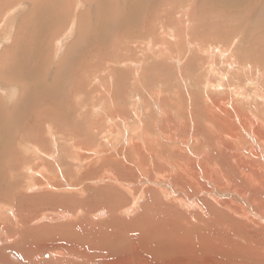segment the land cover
I'll return each instance as SVG.
<instances>
[{
  "label": "rangeland",
  "instance_id": "374dc122",
  "mask_svg": "<svg viewBox=\"0 0 264 264\" xmlns=\"http://www.w3.org/2000/svg\"><path fill=\"white\" fill-rule=\"evenodd\" d=\"M20 1H3L4 10L9 11V14L0 18V40L3 41L0 44V65L10 57H15L21 49L27 52L41 49V56L44 57L42 45L48 40L47 52L54 70L68 48L64 45L69 42L71 51L67 53L66 62L62 66L57 89L61 98L56 101H68L71 106L70 118L66 121L70 124V139L60 136L58 124L61 119L58 117L55 118L57 131L51 138L42 123L41 128L31 126L28 130L30 134L23 135L24 138L13 135L20 123L24 122L18 116L21 110H27L29 116H33L29 111L31 107L11 111L19 99L21 102L25 98L26 90L19 96L15 95L18 97L14 99L11 97L7 101L2 98L1 102L7 111L3 108L0 112V120L6 119V122L0 124V241L4 239L0 244L1 251H5L4 247L14 246L7 239L11 236L14 244L23 245H15L17 251L33 252L32 256L40 263L50 260L47 264H55V256L49 250H41L46 247L45 242L52 241L59 246L79 248L77 244L83 245L87 239V234L83 236L87 232L84 224L91 226L93 223H102L105 217L103 214L98 215V210L104 213L108 208L111 210L117 207L116 215H119L116 216V224L121 230L132 229L133 220L139 221L141 225L136 228L137 231H133L132 237V231L125 237L127 242L121 236L112 241L106 238L103 244L98 241L109 247L108 255L118 262L135 258L146 260V264H201L202 261L204 264H239V261L243 264L242 259H247L250 260L247 264H257L256 260L259 261L258 264H264V214L259 212H264V29L260 28L258 20L248 16L249 6L243 11L225 8V16L217 18L206 12L211 10V5L207 9L201 4L206 16L202 17L206 22L199 20L198 9L194 11V20L188 23L191 10L187 11L188 16L183 17L179 16V12L191 5L192 0H171L170 5L167 2L168 13H165L164 18L159 17L161 13H156L163 8L162 1L158 8L154 5L155 20L151 19L154 27L158 25L159 29L153 28L152 24L146 37L131 35L133 41L128 38L118 40L120 32L124 33V30L108 27L106 42L99 43L95 50L72 56L76 52L77 42L74 39L75 33L66 35V43L62 42L61 35L66 27H73L72 21L83 19V25L78 21L81 33L88 26L93 30L89 35H95L96 24L101 23L99 15L113 19L115 16L112 13L118 14L112 8L114 0H87L90 1V6L85 0H61V3L53 0L50 6L54 18L40 27L31 18L32 4H25L23 11L19 10L22 8L18 5ZM159 1L146 0V3ZM144 2L140 1L139 4ZM39 4L43 2L40 1ZM112 4L114 5L110 7ZM84 6L88 7L89 12L83 18L79 14L84 13ZM241 6L243 9L246 7L245 4ZM215 8L216 5L212 10ZM251 10L254 11L253 8ZM56 12L59 18H56ZM92 12L97 13L93 15ZM234 17H238L237 21ZM12 20L16 22L11 23ZM42 21L43 18L38 22ZM134 28L137 33L147 26ZM8 29L10 37L7 41L3 35ZM131 31L134 32L133 29ZM40 38L37 44V39ZM57 40L59 43H56ZM96 60L98 66H95ZM10 85L8 83L7 87ZM61 86L68 89H62ZM0 95L4 94L0 91ZM6 124L12 125L10 131L5 130ZM53 138L62 140L61 146L54 152V156L56 152L61 154V163L58 165L45 154L55 147L51 143ZM42 139L45 142L40 145L44 152L36 151L34 144L40 143ZM80 147L85 149L81 150ZM46 159L52 161L49 174L54 186L48 187L41 178L35 180V174L30 176L29 168L39 167L42 162L46 163ZM29 183L31 187L28 186ZM33 184L35 187L40 186V189L33 188ZM62 186L68 189H62ZM56 187L60 188L56 190ZM159 188L163 191L160 192ZM17 192H26V195L31 196L22 202L16 198ZM112 204L115 206L112 207ZM15 209L17 212L14 214ZM125 209H128L127 212ZM255 211L261 215H255ZM63 212H66L65 215ZM30 213L38 215L34 222L37 226L19 229L16 226L19 225L17 218ZM49 214H60L62 217L59 221L67 220L79 227L73 230L74 234H52L47 230L48 234L44 229L45 225L61 223L49 220ZM88 218H91V223H88ZM212 230L217 234L212 235ZM102 231L107 232L105 229ZM203 231L210 232L205 234ZM141 233L147 234L143 236ZM200 234L203 235L206 247L191 239L192 235L201 236ZM150 244L157 246L151 250ZM189 244L193 248L188 247ZM102 249L106 251L104 247ZM122 250L124 254H121ZM242 251L248 252V255ZM74 252L75 249L72 253ZM38 253L42 257H38ZM9 258L15 260L11 256ZM71 258L74 262H83L74 255ZM92 264H97V261Z\"/></svg>",
  "mask_w": 264,
  "mask_h": 264
},
{
  "label": "bare ground",
  "instance_id": "6f19581e",
  "mask_svg": "<svg viewBox=\"0 0 264 264\" xmlns=\"http://www.w3.org/2000/svg\"><path fill=\"white\" fill-rule=\"evenodd\" d=\"M4 0H0V18L3 19L5 16L7 17V14H9V11L7 10H4L5 8L3 7V2ZM42 1L43 4H39V2ZM47 1V2H46ZM56 3H58L60 1L61 3V0H55ZM62 1H65V0H62ZM96 1H99V0H96ZM108 1V0H107ZM142 2V1H145L144 3L142 4H139V2ZM162 1L164 2V4L161 5V7L163 8H160L159 11L157 10V14L158 13H161V15L159 17H166L165 13H168V10H167V7H166V3L168 2L169 5H170V1L171 0H160L158 3H152V4H149V3H146V0H139L138 2H132L129 0V3H127V0H114V4H112L110 7H113L112 8H115L116 11L115 12H118V16L115 14V13H112L110 11V9H107V11L109 13H112L115 18H111V19H107L105 18L104 16L102 15H99L101 17V19L99 21H101L100 24H96V33H94L95 35H89V32L92 30V27H88L87 26V29L84 31H82L81 33V30L79 29L80 27L78 26V24H80L79 22H81V20L79 19H76L74 22L72 21L73 23V27L69 26V27H66V29L64 30L63 34L61 35L62 37V42L66 43V35L69 36V34H72V33H75V37L74 39H76L75 42H77L75 44L76 46V52L72 55L74 56L76 53L79 55L81 54H85L86 52L85 51H92V50H95L98 48V44L99 43H102V42H106V34L108 33V27H112L114 30H124V33L120 32L119 36H118V40L122 39V38H128V40L132 39L130 38L131 35L135 36V37H143L147 34V30L149 28L152 27V24H153V20L151 19H154L155 20V17L154 16V5L158 8L159 4L162 3ZM192 4L188 5L186 7V9L183 11V12H179V16L180 17H183V16H188V13L187 11L188 10H191V13H190V17L191 19H187L189 22L188 23H191L192 19L194 20V11L196 12L198 9H200V13L198 15V18L199 20L202 22V23H205L206 21L204 20L203 17H206L204 16V10L203 8H201V4L202 5H205L206 8L208 9L209 5H211V10L210 11H206L207 14L208 13H212L214 14L217 18L219 17H223L225 16L226 14V11H225V8L227 9H230V8H237V10H246V8L249 6V10H248V16H250L252 19H256L259 21V26L260 28L264 29V0H192ZM52 2L53 0H21L20 2H18V5H20V7H22L21 9L19 10H23L24 11V8H25V4H32L31 5V10L33 11L32 12V15H31V18H33V23L40 27V25H44L45 22L47 23L49 20H52V18H54V15H52V7L50 5H52ZM80 2V1H79ZM85 3L88 4V6H90L91 3H89L90 1H87L85 0L84 1ZM93 2V1H92ZM95 2V1H94ZM81 4V3H80ZM94 4V3H93ZM92 4V5H93ZM96 4V2H95ZM100 4V3H99ZM96 5V7L99 6ZM221 5V6H217V5ZM246 5V7L243 9V6L241 5ZM61 5V4H60ZM83 5V4H82ZM91 5V6H92ZM214 5H216V8L214 10L213 7ZM12 7V6H11ZM18 7V8H20ZM58 7V6H57ZM259 7V8H258ZM54 8V7H53ZM61 8V7H60ZM75 8V7H74ZM91 8V7H90ZM254 9V11H252L251 9ZM258 8V9H257ZM13 9V8H12ZM28 9V8H27ZM77 9V8H76ZM97 9V8H96ZM95 8H93V10H96ZM106 9V8H105ZM104 9V10H105ZM65 10V9H64ZM113 10V9H112ZM257 10V13H255ZM12 11V10H10ZM18 11V10H17ZM69 11V10H68ZM103 11V10H102ZM29 12V11H27ZM65 12V11H64ZM82 12L84 13H80L79 15L82 16L83 15V18H84V15H88V7L87 6H84L83 7V10ZM94 12V11H93ZM93 12L91 14H93ZM104 12V11H103ZM102 12V13H103ZM54 13V12H53ZM75 13V12H74ZM97 13V12H96ZM94 13V14H96ZM101 13V11H100ZM105 13V12H104ZM127 13V14H126ZM221 13V16H219V14ZM255 13V14H254ZM30 14V13H29ZM93 14V15H94ZM121 14H122V17H121ZM126 14V15H125ZM78 15V14H77ZM76 15V16H77ZM125 15V17H124ZM62 16V15H61ZM64 16H67L64 15ZM96 16V15H95ZM106 16V15H105ZM203 16V17H202ZM231 16V15H230ZM228 16V17H230ZM12 17V16H11ZM16 17V16H15ZM18 17V16H17ZM59 18V16H57V12H56V18ZM79 17V16H78ZM88 17V16H86ZM85 17V18H86ZM119 19H118V18ZM233 17V16H232ZM242 17V16H240ZM14 18V17H13ZM41 18H43V21L42 22H38ZM45 18V20H44ZM66 18V17H65ZM90 18V17H89ZM158 18V17H157ZM235 18V17H234ZM0 19V20H1ZM61 19V18H60ZM87 19V18H86ZM96 19V18H95ZM94 19V20H95ZM104 19H106L104 21ZM186 19V18H185ZM226 19V18H225ZM224 19V20H225ZM229 19V18H228ZM233 19V18H232ZM238 19V17H237ZM237 19L235 18V20L237 21ZM240 19V18H239ZM242 19V18H241ZM9 20V19H8ZM23 20V19H22ZM30 20V19H29ZM55 20V19H54ZM58 20V19H57ZM186 20V21H187ZM14 20L11 21V23L13 22ZM18 21V20H17ZM31 21V20H30ZM79 21V22H78ZM92 21V20H91ZM158 21V20H157ZM156 21V22H157ZM16 21H14L15 23ZM55 22H58V21H55ZM62 22V21H61ZM64 22V21H63ZM90 21H88L89 23ZM225 22V21H224ZM228 22V21H227ZM235 22V21H234ZM19 23V22H18ZM67 23V22H66ZM82 25L84 24L83 21L81 22ZM92 23V22H91ZM91 23L89 25H91ZM155 23V21H154ZM188 23H186L188 25ZM33 24V25H34ZM87 24V23H86ZM94 24V25H95ZM47 25V24H46ZM61 25V24H59ZM147 26V28H145V30H139V32L136 33V29L134 27H143V26ZM203 25V24H202ZM19 26V25H18ZM66 26V25H65ZM92 26V25H91ZM100 26V28L98 27ZM133 26V27H131ZM158 26V25H157ZM156 26V27H157ZM16 27V26H15ZM22 27V25H21ZM47 27V26H46ZM154 27V24H153V28L155 29H159L158 27L156 28ZM60 28V27H59ZM64 28V27H63ZM71 28H72V31H71ZM98 28H99V31H98ZM21 29V28H20ZM19 29V31H20ZM26 29V28H25ZM24 29V30H25ZM43 29V28H42ZM41 29V30H42ZM45 29V28H44ZM69 29V31H68ZM83 29V28H82ZM131 29H133L134 32L131 31ZM231 29V28H230ZM228 29V32L229 30ZM59 30V29H58ZM205 30V29H204ZM214 30V29H213ZM44 31V30H43ZM56 31V30H55ZM71 31V32H70ZM93 31V30H92ZM6 32L3 37L4 39L6 38L7 41L10 37V31L9 29L4 31ZM13 32V31H12ZM26 32V30H25ZM228 32L226 34H228ZM264 32V31H263ZM17 33V32H15ZM14 33V34H15ZM27 33V32H26ZM35 33V31H34ZM39 33V32H38ZM47 33V32H46ZM45 33V34H46ZM53 34V33H52ZM55 34V33H54ZM118 34V33H117ZM149 34V33H148ZM147 34V35H148ZM199 34V33H198ZM230 34V33H229ZM232 34V33H231ZM18 35V34H17ZM36 35V34H35ZM122 35V36H121ZM196 35V34H195ZM223 35V34H222ZM233 35V34H232ZM24 36V35H23ZM39 36V35H38ZM52 36V35H51ZM59 36V35H58ZM72 36V35H71ZM70 36V37H71ZM40 37V36H39ZM50 37V36H49ZM55 37V36H54ZM69 37V38H70ZM146 37V36H145ZM153 37V36H152ZM45 38V37H44ZM80 38H82L83 40H80ZM202 38V37H201ZM231 38V37H230ZM20 39V38H19ZM26 39V38H25ZM58 39H61V38H58ZM32 40V39H31ZM41 40L40 39H37V44L38 42ZM5 41V40H4ZM13 41V40H12ZM36 41V40H35ZM35 41L33 42L34 46H35ZM73 41V40H72ZM133 41V40H131ZM3 41L0 40V44L2 43ZM20 42V41H19ZM58 42V40L56 41V43ZM61 42V41H60ZM59 43V42H58ZM69 43V42H68ZM65 44L64 47H68L66 48L65 50V53L63 54V58L62 60H58L59 63L55 66L54 70H53V67L51 65V61L49 59V55H48V48H49V41L47 40V42H44V45H42V51L44 52V57L41 56V49H37L36 51H25L23 49H21L20 51L18 49L17 51V54L15 57H10L9 59H7V61L5 63H3L2 65H0L1 68V71H0V91L4 94V95H0V112L1 110L3 111V104L1 102L2 98H4L5 100H9V98H16L18 97L19 95H21L22 93H26V96L25 98L21 99V102H20V99L19 101L17 102V104L15 103V105L12 106L11 108V111H15L16 109L18 110V108H25V109H29V111H31L32 115L33 116H29L28 112H26L27 110H21V113L18 115L19 116V119L20 121H22L24 119V122L20 123V125L18 126V128L16 129V132L14 131L13 132V135H18L20 138H24L23 135L25 134H30L29 133V128L31 126H35V127H38V128H41L42 127V124L44 125V129H47L48 131V135H49V138H51L53 135H54V132L57 131V125H56V121H55V118H59L61 119V122L60 124H58L59 126V129H60V133L61 135L60 136H65L66 138L70 135L68 133V128H70V124H68V122L66 123V121L69 120L70 118V105L68 103V101H64V103H59L57 102L56 100L58 98H61L58 92V88H59V83H60V76L62 75V72H61V69H62V66L64 64V62H66V58H67V53L69 51H71V45H68ZM116 43V42H115ZM14 44V43H13ZM19 44V43H18ZM36 44V45H37ZM28 45V44H27ZM63 45V44H62ZM115 45V44H114ZM20 46V45H19ZM25 47V46H24ZM5 48V47H4ZM34 49V48H33ZM62 49V48H61ZM88 49V50H87ZM110 49V48H109ZM3 50V49H2ZM27 50V49H26ZM135 50V49H134ZM155 50V49H154ZM104 51V49H103ZM73 52V51H72ZM16 53V52H15ZM56 53V52H55ZM58 53V52H57ZM59 54V53H58ZM72 54V53H71ZM95 55H99L101 53H94ZM74 58V57H73ZM3 59V58H2ZM70 60V59H69ZM71 61L73 62V60L71 59ZM85 61V60H84ZM131 61V60H130ZM56 62V61H55ZM129 62V61H128ZM74 63V62H73ZM72 63V64H73ZM79 62L77 61V64ZM84 63V62H83ZM79 66V64H78ZM77 66V67H78ZM95 66H98V62L96 60V65ZM94 66V67H95ZM101 68V67H100ZM98 69V68H97ZM103 69V68H102ZM96 70V68H95ZM100 70V69H98ZM73 71V70H72ZM82 71V69H81ZM88 71V70H87ZM78 72V71H77ZM66 73V72H65ZM72 73V72H71ZM80 74V72L78 73ZM71 75V74H70ZM72 76V75H71ZM70 76V77H71ZM80 76V75H79ZM83 77V76H82ZM71 80V79H70ZM28 81H30L28 83ZM8 83H11L10 86L7 87ZM66 83V82H65ZM82 86V85H81ZM62 89H64L65 87L64 86H61ZM84 88V87H83ZM65 89H68V88H65ZM70 89V88H69ZM78 88H76L77 90ZM26 90V91H24ZM83 90V89H82ZM22 91V92H21ZM24 91V92H23ZM64 91V90H63ZM62 91V92H63ZM18 92H21V93H18ZM61 92V93H62ZM32 93V94H31ZM66 94V93H65ZM65 94H64V97H65ZM15 95H18V96H15ZM62 95V94H61ZM69 94L67 93V96ZM15 96V97H14ZM21 98V96H20ZM66 100V99H65ZM70 101V100H69ZM10 103V101H9ZM19 103H21L19 105ZM221 104V103H220ZM36 106V107H35ZM92 108V107H91ZM228 108V107H227ZM5 109V108H4ZM81 109V108H80ZM230 109V108H229ZM6 110V109H5ZM7 111V110H6ZM231 111V110H230ZM8 113V112H7ZM27 113V114H26ZM92 113V111H91ZM230 113V112H229ZM79 114V113H78ZM108 115V114H107ZM80 116V115H79ZM82 118V116H80ZM136 117V116H135ZM242 117V116H241ZM244 118V117H243ZM85 119V118H84ZM99 119V118H98ZM106 119V118H105ZM245 119V118H244ZM6 122V119L5 118H2V120H0V124L1 123H4ZM88 122V121H87ZM94 122V121H93ZM9 123V122H8ZM42 123V124H41ZM22 124V125H21ZM95 124V123H94ZM149 124V123H148ZM92 125V124H91ZM12 125H4L5 127V130H8L10 131L11 130V127ZM96 126V125H95ZM239 126V125H238ZM94 128V127H93ZM92 128V129H93ZM243 128V127H242ZM34 131V130H33ZM125 131V130H124ZM249 132V131H248ZM59 133V132H58ZM32 134V133H31ZM5 137V136H4ZM9 137V136H8ZM8 137H5V138H8ZM11 137V136H10ZM1 139V138H0ZM4 139V138H3ZM60 139V137H59ZM67 139H70V137H68ZM188 139V138H187ZM50 140V139H49ZM107 140V139H106ZM226 140V139H224ZM45 142V140H40V143H36L34 144L36 146V151H43L44 152V149L41 148V145L42 142ZM62 141V140H61ZM61 141H57L55 138L52 139L51 143L53 146H55L53 148V150L48 153L46 152L45 150V154H47L48 158L51 159L52 161L55 162L56 165L60 164L61 161H60V152H56V156H54V152H55V149L57 147H60V143ZM66 141H69V140H66ZM76 141V140H74ZM9 142V141H7ZM186 142V141H185ZM11 143V142H10ZM5 144V143H4ZM33 145V144H32ZM76 145V144H74ZM45 147V146H44ZM76 147V146H75ZM74 147V148H75ZM95 147V145H94ZM93 148V147H92ZM200 148V147H199ZM79 149L81 150H84L85 148L83 147H80ZM124 149V148H123ZM96 150V149H95ZM97 151V150H96ZM146 152V151H145ZM1 154V153H0ZM3 155V154H2ZM8 156V155H7ZM91 156V155H90ZM97 156V155H96ZM224 156V155H223ZM94 158V157H93ZM109 158V157H108ZM254 158V157H253ZM9 159V158H8ZM7 159V160H8ZM37 159V158H36ZM49 159H46L45 162H42L41 164H39V167H35V163L33 165V167L35 168H32L30 167L29 170H30V176H33V174H35V176L33 177L35 180H42L43 182H46L48 184V187L49 185L50 186H54V184H52L51 182V175L49 174V169L50 167L52 166V161L49 160ZM110 159V158H109ZM233 159V158H232ZM79 161V159H77ZM84 160V159H82ZM234 160V159H233ZM15 162V161H14ZM33 162V161H32ZM150 163V162H149ZM174 163V162H173ZM253 163V162H252ZM257 163V162H256ZM95 164V163H93ZM251 164V163H250ZM22 165V164H21ZM25 165V164H24ZM86 165V164H85ZM146 165V164H145ZM256 165V164H255ZM11 166V165H10ZM23 166V165H22ZM21 166V167H22ZM82 166V165H81ZM8 167V166H7ZM60 167V166H59ZM79 167V166H78ZM146 167V166H145ZM145 167H143V169H145ZM19 168V167H18ZM73 168L75 169V167L73 166ZM152 168V167H151ZM178 168V167H177ZM181 168V167H180ZM58 169V168H57ZM84 169V168H82ZM187 169V168H186ZM214 169V168H213ZM17 170V169H16ZM27 170V169H26ZM80 170V169H79ZM147 170V169H146ZM212 170V169H211ZM28 171V170H27ZM143 171V170H142ZM149 171V170H148ZM179 171V170H178ZM4 172V171H3ZM16 172V171H14ZM77 173V171H75ZM79 172V171H78ZM117 172V171H115ZM147 172V171H146ZM159 172V171H158ZM114 173V172H113ZM190 173V172H189ZM6 174V173H5ZM62 174V173H61ZM60 174V175H61ZM69 174V173H68ZM73 174V173H72ZM146 174V173H145ZM148 174V172H147ZM193 174V173H191ZM209 174V173H208ZM235 174V173H234ZM4 175V174H3ZM13 175V174H12ZM11 175V176H12ZM74 175V174H73ZM117 175V174H115ZM213 175V174H212ZM64 176V175H63ZM108 176V175H107ZM113 176V175H112ZM62 177V176H61ZM102 177V176H101ZM100 177V178H101ZM175 177V176H174ZM99 178V176H98ZM107 178V177H106ZM114 178V177H113ZM191 178V177H190ZM198 178V177H197ZM1 179V177H0ZM13 179V178H12ZM54 179V178H53ZM61 179V178H60ZM68 179V178H67ZM85 179V178H84ZM105 179V177H104ZM148 179V177H147ZM153 179V178H152ZM182 179V178H181ZM199 179V178H198ZM103 180V179H101ZM100 180V181H101ZM115 180V179H114ZM118 180V178H117ZM121 180V179H120ZM193 180V179H191ZM31 181V179H30ZM112 181V180H111ZM150 181V180H149ZM17 181H15L14 183L16 184ZM19 182V180H18ZM37 182V181H36ZM82 182V181H81ZM113 182V181H112ZM131 182V181H130ZM155 182V181H153ZM197 182V181H196ZM200 182V181H199ZM8 183V182H7ZM45 183V184H46ZM69 183V181H68ZM80 183V182H79ZM122 183V182H121ZM194 183V182H193ZM12 184V183H11ZM46 184V185H47ZM89 185V183H87ZM86 184V185H87ZM95 184H96V181H95ZM98 184V183H97ZM102 184V183H101ZM123 184V183H122ZM198 184V182H197ZM9 185V184H8ZM19 185V184H18ZM40 185V184H39ZM43 184L41 183V186ZM176 185V184H175ZM16 188H18L17 185H15ZM30 186V183L29 185ZM69 186V185H68ZM74 186V185H72ZM83 186V185H82ZM103 186V184L101 185ZM111 186V185H110ZM113 186V185H112ZM183 186V185H182ZM192 186V185H191ZM198 186V185H197ZM31 187V186H30ZM33 188H36L38 186L35 187V184H33L32 186ZM47 187V188H48ZM65 187H66V184H65ZM76 187V186H75ZM84 187V186H83ZM87 187V186H85ZM148 187V186H147ZM190 187V186H189ZM40 189V186L38 187ZM52 188V187H51ZM60 187H56L55 189H59ZM64 187L62 186V189ZM101 188V187H100ZM99 188V189H100ZM137 188V187H136ZM14 190L15 187H13ZM54 189V188H53ZM65 190L68 189V188H64ZM76 189V188H74ZM91 189V188H90ZM148 189V188H147ZM160 189V188H159ZM168 189V188H167ZM102 190V189H101ZM12 191V190H11ZM76 191V190H75ZM82 192V190H80ZM160 192L163 191V190H159ZM174 191V190H173ZM15 192V191H14ZM77 192V191H76ZM212 192V191H211ZM18 193V192H17ZM15 194L17 197L18 200H21L22 202L23 201H27V199L31 196V195H26L27 193L26 192H20L18 194ZM26 193V194H25ZM78 193V192H77ZM92 193V192H91ZM190 193V192H189ZM199 193V192H198ZM14 194V193H13ZM157 194V193H156ZM165 194V193H164ZM170 194V193H169ZM79 195V194H78ZM182 195V194H181ZM180 195V196H181ZM75 196V195H73ZM93 196V195H92ZM101 196V195H99ZM256 196V195H255ZM13 196L11 195V198ZM179 198V195L177 196ZM187 197V196H186ZM189 197V196H188ZM191 197V196H190ZM7 198V197H6ZM67 198V196H66ZM71 198V197H70ZM84 198V197H83ZM249 198H250V195H249ZM257 198V197H256ZM255 198V199H256ZM79 199V198H78ZM81 199V197H80ZM117 199V198H116ZM158 199V198H157ZM201 199V198H200ZM252 199V198H251ZM263 200V198H261ZM3 200V199H2ZM1 200V201H2ZM15 200V198H14ZM70 200V199H69ZM86 200V199H85ZM101 200V199H100ZM159 200V199H158ZM174 200V199H173ZM184 200V199H183ZM261 200V201H262ZM46 201V200H45ZM44 201V202H45ZM163 201V200H162ZM177 201V199L175 200ZM195 201V200H194ZM198 201V200H197ZM3 202V201H2ZM18 202V201H17ZM67 202V201H66ZM133 202V200H132ZM10 203H11V199H10ZM9 203V204H10ZM222 203V202H221ZM12 204V203H11ZM25 204H28L27 202ZM45 204V203H44ZM70 204V203H69ZM105 204V203H104ZM167 204V203H166ZM203 204V203H202ZM220 204V203H219ZM13 205V204H12ZM23 205V203H22ZM48 206V204H46ZM114 207L115 205L112 204ZM164 205V204H163ZM224 205V204H223ZM259 205V204H258ZM17 206V205H16ZM29 206V205H28ZM74 206V205H73ZM171 206V205H170ZM226 206V205H225ZM231 206V205H230ZM9 207V206H8ZM6 207V208H8ZM61 207V206H60ZM76 207V206H75ZM79 207V206H78ZM105 208H107V205L105 204L104 205ZM109 207V206H108ZM177 207V206H176ZM25 208V207H24ZM81 207H79L80 209ZM88 209H90L89 207H87ZM95 208V207H94ZM258 208V207H257ZM74 209V208H73ZM99 209V208H98ZM122 209V208H121ZM164 209V208H162ZM191 209V208H190ZM260 209V208H259ZM10 210H14L13 208H10ZM27 210V208H26ZM61 210V209H60ZM76 210V209H75ZM101 210V208H100ZM103 210V209H102ZM106 210V209H104ZM126 210L128 209H125L124 211L127 212ZM169 210V209H168ZM55 211V210H54ZM78 211V210H77ZM82 211V210H81ZM116 211H117V207L116 208H112L111 210H109L108 208V211L106 210V212H104L106 214V216H104V213L103 211L100 212L98 210V215H102L103 214V217L104 220L102 223L100 224H95L93 223L91 226H87L86 223L84 224V228L87 227V232L84 233L83 236H85L87 234V239H86V243L83 244V245H80V244H77L79 248H74L73 246H62V245H56V243L54 242H45L44 244L46 245V247L42 248V252L45 251V250H49L56 258V263L55 264H92L94 263L95 261H97V264H146V260H138V259H130L128 260L127 262H118L114 259H111V256L108 255L110 252L107 251V249L109 248L108 246H103L102 244L105 243L104 240L106 238H108L110 241H112L113 239H116L118 236H121L123 238V241L127 242L125 240V237L126 236H129L131 231H132V234L130 237L133 236V231L137 229L136 228H139L141 225L137 222V221H134L133 220V226H132V229H129L127 228L126 230H121L120 229V226H118L116 224V216L119 215V213H117L116 215ZM157 211V209L155 210ZM159 211V210H158ZM165 211V210H164ZM191 211V210H190ZM193 211V210H192ZM15 212H17V210L15 209V211H13V213L15 214ZM28 212V211H26ZM31 212V211H30ZM44 212V211H43ZM42 212V214H43ZM67 212V211H66ZM66 212H63L66 213ZM79 212V211H78ZM76 212V213H78ZM87 212V210H86ZM96 212V211H95ZM161 213H163L162 211H160ZM158 212V213H160ZM261 214L264 212L263 211H259ZM38 213V212H37ZM36 213V214H37ZM75 213V211H74ZM81 213V212H80ZM79 213V215H80ZM122 213V212H121ZM193 213V212H192ZM10 214V213H9ZM68 214V213H67ZM86 214V213H84ZM83 214V216H84ZM255 215H261V214H258L256 213V211L254 212ZM12 215V214H11ZM65 215V214H64ZM43 216V215H42ZM47 216V214L45 213V217ZM2 217V216H1ZM35 217L38 218V215H35L33 213H30V214H27L25 217H20V218H17L19 221H17V223L19 225H16L17 227H19V229L21 228H35L37 225L34 224V222L37 220ZM62 216L60 214H49L48 216V219L51 220V221H56L58 220L59 218H61ZM79 217V216H78ZM13 218V217H12ZM16 218V217H15ZM69 218V217H68ZM139 220H140V217H138ZM41 219V218H40ZM76 220L78 219L77 217L75 218ZM103 219V218H102ZM137 219V218H136ZM14 220V219H13ZM144 220V219H143ZM171 220V219H170ZM16 221V220H15ZM59 221V220H58ZM57 221V222H58ZM61 223L60 224H57V225H45L44 229L46 230V232L49 234L48 231H50L52 234L54 233H64V234H74L73 230L74 229H77L78 227H76V225L74 224H71L70 222H68L67 220L62 222V220H60ZM59 221V222H60ZM79 221H81L79 219ZM78 221V222H79ZM91 218H88V223H91ZM100 221V220H99ZM98 221V222H99ZM168 222V220H167ZM166 222V223H167ZM84 223V222H83ZM53 224V222H52ZM153 224V223H152ZM151 224V225H152ZM168 224V223H167ZM78 225V224H77ZM106 225V226H104ZM171 227V226H170ZM107 228V229H106ZM143 227H141L142 229ZM105 229L107 230V232H103L102 230ZM208 229V228H207ZM48 230V231H47ZM35 231V230H34ZM147 231V230H146ZM212 235L213 234H217L214 230H212ZM149 232V231H148ZM147 232V233H148ZM194 232V231H192ZM202 232V231H201ZM200 232V233H201ZM210 231H203V233L205 234H208ZM221 232V231H220ZM145 233V234H147ZM118 234V235H117ZM145 234H140V235H145ZM152 234V233H151ZM159 234V233H158ZM6 235V234H5ZM4 235V236H5ZM29 235V234H27ZM26 235V236H27ZM149 235V234H148ZM201 235V234H200ZM230 235V234H229ZM172 236V235H171ZM188 236V235H187ZM203 235L201 236H197V235H192V238L194 241L196 240V242L199 244L201 242V244L199 245H203L204 241H203V238H202ZM116 237V238H115ZM205 237V236H204ZM151 239V236L149 237ZM7 239H9L10 242H12V244L15 246L18 244V246L20 247H23V245H19V243H16L14 244V239L13 237L11 236H8ZM176 239V238H175ZM207 239V238H206ZM16 240V239H15ZM25 240V239H24ZM76 240V239H75ZM80 240V239H79ZM108 240V241H109ZM121 240V239H120ZM166 240V239H165ZM192 240V241H193ZM227 240V239H226ZM4 241L1 240L0 241V244ZM22 241V240H21ZM46 241V240H45ZM98 241H102V244L98 243ZM118 241V239H117ZM186 241V240H185ZM206 241V240H205ZM209 240H207L208 242ZM229 241V240H227ZM234 241V240H232ZM237 241V240H236ZM16 242V241H15ZM23 242V241H22ZM79 242V241H78ZM122 242V241H121ZM231 242V241H230ZM84 243V242H83ZM124 243V242H122ZM171 243V242H170ZM173 243V242H172ZM193 243V242H192ZM210 243V242H209ZM235 243V242H233ZM232 243V244H233ZM262 243V242H261ZM132 244V243H131ZM130 244V245H131ZM207 244V243H206ZM212 244V243H210ZM231 244V245H232ZM257 244V243H256ZM151 245V244H150ZM188 245V244H187ZM198 245V246H199ZM208 245V244H207ZM14 246H8V247H4L5 248V251H1V248H0V264H42L40 263L39 261H37L33 255V252H30V251H17L16 250V247ZM103 246L105 248L106 251H103ZM157 245H151L150 248H152L151 250H153V248H155ZM192 247L193 248V245H190L188 247ZM195 246V245H194ZM197 246V245H196ZM205 246V244H204ZM230 246V245H229ZM122 247V246H121ZM190 247V248H191ZM206 247V246H205ZM204 247V248H205ZM211 247V246H210ZM213 247V246H212ZM233 247V246H232ZM3 248V247H2ZM197 248V247H196ZM245 250H246V247H244ZM253 248V247H251ZM250 248V249H251ZM75 249V252H73V250ZM130 249V248H128ZM228 249V247H227ZM150 250V252H152ZM194 250V249H193ZM193 250H190L191 252H194ZM212 250V249H211ZM217 250V249H216ZM232 252L233 250L230 249ZM237 250V249H236ZM236 250L234 251V253L236 252ZM249 250V249H248ZM254 249H252V252ZM256 250V249H255ZM82 251V253H81ZM125 251H127L125 249ZM129 251V250H128ZM201 251H203V249H201ZM205 251V250H204ZM210 251V249H209ZM122 253L121 254H124L123 253V250L121 251ZM213 252V251H212ZM218 252V250H217ZM232 252L230 254H232ZM238 252V250H237ZM240 252V251H239ZM243 252V251H242ZM246 252V251H245ZM243 252V253H245ZM256 252V251H255ZM117 253V251H116ZM115 253V254H116ZM193 253V254H194ZM200 253V251H199ZM216 253V252H215ZM214 253V254H215ZM233 253V254H234ZM247 255H248V252H246ZM245 253V254H246ZM112 254V253H111ZM201 254V253H200ZM228 254V253H227ZM237 254V253H236ZM76 258V259H80L81 261H83L82 263H78L77 261L74 262V260L71 258V256H73ZM114 255V253H113ZM196 255V254H194ZM216 255V254H215ZM244 255V254H243ZM243 255L241 257H243ZM250 255V254H249ZM253 255V253H252ZM9 256H11L12 258H15V260H12L9 258ZM130 255H128L129 257ZM135 256V255H134ZM218 256V255H217ZM228 256V255H227ZM237 256V255H235ZM239 256V255H238ZM251 256V255H250ZM38 257H42L41 253H38ZM142 257V256H141ZM233 257V256H232ZM231 257V258H232ZM248 257V256H247ZM246 257V258H247ZM253 257V256H252ZM104 258V259H103ZM127 258V257H126ZM236 258V257H235ZM251 258V257H250ZM119 259V258H118ZM117 259V260H118ZM249 259V258H248ZM227 260V259H226ZM235 260V259H234ZM50 260H43V264H47V262H49ZM146 261V262H145ZM230 261V260H229ZM233 261V260H232ZM230 261V262H232ZM237 261V260H236ZM235 261V262H236ZM250 261V260H249ZM247 259H242V263L243 264H247L249 262ZM254 261V260H253ZM262 261V260H261ZM204 261H202L203 263ZM252 262V261H251ZM255 262V261H254ZM253 262V263H254ZM194 264V262H192ZM200 263V261H199ZM201 263V264H202ZM237 263H241L240 261L237 262ZM256 263L258 264L259 261L257 262L256 260ZM54 264V263H53ZM191 264V263H190ZM204 264V263H203ZM235 264V263H234ZM252 264V263H251ZM262 264V263H261Z\"/></svg>",
  "mask_w": 264,
  "mask_h": 264
}]
</instances>
